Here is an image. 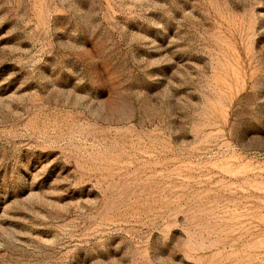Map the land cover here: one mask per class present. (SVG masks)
<instances>
[{
  "label": "rangeland",
  "instance_id": "rangeland-1",
  "mask_svg": "<svg viewBox=\"0 0 264 264\" xmlns=\"http://www.w3.org/2000/svg\"><path fill=\"white\" fill-rule=\"evenodd\" d=\"M0 264H264V0H0Z\"/></svg>",
  "mask_w": 264,
  "mask_h": 264
}]
</instances>
